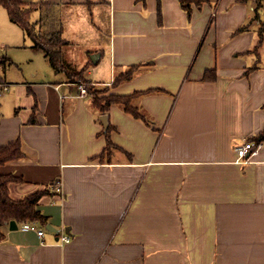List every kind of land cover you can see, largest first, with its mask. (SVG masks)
I'll return each instance as SVG.
<instances>
[{
	"label": "crops",
	"instance_id": "obj_1",
	"mask_svg": "<svg viewBox=\"0 0 264 264\" xmlns=\"http://www.w3.org/2000/svg\"><path fill=\"white\" fill-rule=\"evenodd\" d=\"M24 2H38V32L67 42V65L52 67L0 5V146L18 139L22 152L0 172L18 178L12 199L48 190L45 224H0V264H264V140L235 150L264 128V39L257 55L258 24L240 30L252 2L206 0L191 15L179 0ZM10 47L29 51L18 61ZM84 67L106 93L145 91L146 121L79 95L70 73Z\"/></svg>",
	"mask_w": 264,
	"mask_h": 264
},
{
	"label": "trees",
	"instance_id": "obj_2",
	"mask_svg": "<svg viewBox=\"0 0 264 264\" xmlns=\"http://www.w3.org/2000/svg\"><path fill=\"white\" fill-rule=\"evenodd\" d=\"M246 1L252 2L253 9L248 21L241 26L240 30L248 28L253 23L258 24L259 38L257 44L252 49V52L258 55L259 47L264 39V0ZM179 2L188 15H191L192 5L195 4L197 6H201L204 2H206V0H179ZM0 5L6 9L9 18L22 27L26 34L32 38L34 46L45 50L52 67L58 69L62 63V48L67 44V42L57 33L55 35H53V33L45 34L36 30L35 25L31 22V15L33 10L38 6V2L25 3L24 0H0ZM84 71L85 67L78 72L70 73V78L72 81H81L84 83L88 95L91 96L93 106H96L101 110V112L105 113L111 104H118L132 116L146 121L145 115L134 103L135 99L145 91H134L129 94L106 93L109 86L102 88L96 87L94 83L85 78ZM132 72L133 69H129L124 73L116 75L111 82V86H116L121 81L129 79L132 76ZM212 76V71H207L205 74L206 78ZM109 130L110 125L106 128V149L113 146L109 140ZM250 140H254L255 142L263 141L264 128L259 133L252 136ZM21 155L22 152L19 140L16 139L10 141L5 145L0 146V165L4 164L8 160L17 159ZM16 180H18L17 177L0 172V224H4L11 220L17 222H40L45 224L48 218L37 208V203L39 198L44 193L48 192V190H38L21 199L15 200L9 196L8 184L11 181Z\"/></svg>",
	"mask_w": 264,
	"mask_h": 264
},
{
	"label": "built area",
	"instance_id": "obj_3",
	"mask_svg": "<svg viewBox=\"0 0 264 264\" xmlns=\"http://www.w3.org/2000/svg\"><path fill=\"white\" fill-rule=\"evenodd\" d=\"M76 86L79 90V95H81V96H87L88 95L87 89H86L83 82L77 81ZM6 89H8V84L4 83V82H0V90H6ZM258 145H259L258 142L256 143L255 141L248 140L241 145H236L235 150L238 152V154L241 158H244L247 155L255 153ZM52 188L56 192H61V187H60L59 182L52 184ZM22 227L24 229H33L34 225L32 222H24L22 224ZM43 232H44L43 229H40V228L37 229V234L39 237L43 236ZM69 237H70L69 234H67L65 232H63L60 235V239L62 240V242H65V241L67 242L69 240Z\"/></svg>",
	"mask_w": 264,
	"mask_h": 264
},
{
	"label": "rangeland",
	"instance_id": "obj_4",
	"mask_svg": "<svg viewBox=\"0 0 264 264\" xmlns=\"http://www.w3.org/2000/svg\"><path fill=\"white\" fill-rule=\"evenodd\" d=\"M55 34L56 33L54 32L53 35H55ZM12 47L8 48L7 53L9 54V50H10V56H12L14 60L23 61L24 58L27 56L29 50H25L24 51L23 49H20L18 47H15V48H12ZM3 53H4V51L3 52H0V56H2ZM39 59H40L41 63H44L45 60L41 56L40 58H38V60L34 58L31 61V63H33V64H31L29 62L23 63V65H24L23 68H28L29 69L31 67H35V63L36 62H39ZM62 65H65L66 66L67 64H66L65 61H62ZM39 70H43V71L45 70V72H47V68H44V67H41V66H40V69ZM16 71H17V73L16 72L15 73L18 76V74L20 73V71H18V70H16Z\"/></svg>",
	"mask_w": 264,
	"mask_h": 264
},
{
	"label": "water",
	"instance_id": "obj_5",
	"mask_svg": "<svg viewBox=\"0 0 264 264\" xmlns=\"http://www.w3.org/2000/svg\"><path fill=\"white\" fill-rule=\"evenodd\" d=\"M91 56H94V55H91ZM91 58L94 60L93 57H91ZM100 118H101L104 126L107 127V124H108V122H107V116L106 115H102ZM10 225L11 226H14L15 225V221L14 220H11L10 221ZM46 228L49 229V230L55 231L54 227H52L50 224H47L46 225ZM65 231L68 232L67 228L65 229Z\"/></svg>",
	"mask_w": 264,
	"mask_h": 264
}]
</instances>
